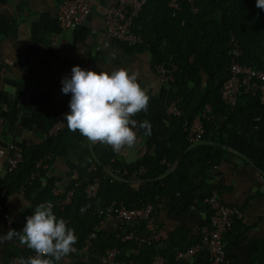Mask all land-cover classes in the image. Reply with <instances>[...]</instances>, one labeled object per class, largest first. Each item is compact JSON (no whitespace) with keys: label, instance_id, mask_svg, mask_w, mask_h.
Returning <instances> with one entry per match:
<instances>
[{"label":"crops","instance_id":"crops-1","mask_svg":"<svg viewBox=\"0 0 264 264\" xmlns=\"http://www.w3.org/2000/svg\"><path fill=\"white\" fill-rule=\"evenodd\" d=\"M58 1L0 0V65L4 68L0 76V149H6L9 144L23 148L45 139L46 114L71 95L62 92L61 81L65 76L70 77L71 69L79 65L97 72L123 67L130 73H138V82L150 96L148 112L133 118L138 122L149 120L152 135L145 136L144 130L136 129L137 146L115 153L116 159L129 162L145 152H166L170 116L166 108L175 91L158 77L149 53L128 51L124 42L107 35L104 15L108 0H98L82 22L66 29H60L57 23ZM96 145L84 137L70 139L65 155L47 161V172L56 190V197L47 201L53 204V211L59 207L70 181L78 177L85 150L94 159L103 155V147ZM206 181L215 186L221 200L238 206L243 213L224 235L226 256L231 264H264V105L240 115L222 160L207 173ZM19 189L7 192L4 186L2 203L9 219L0 222V236L9 229L22 230L26 223L31 200ZM36 192L37 189H32L29 194ZM178 195L175 201L169 196H159L153 202V225L167 234L157 244L159 247L165 246L172 232H177L179 243L190 242L189 247L197 241L198 228L207 220L208 206L203 202L196 170ZM134 226L130 221L121 227L117 219L108 217L102 219L97 231L117 237ZM148 232L145 227L140 234ZM26 248L16 239L0 242V262L5 253L18 255ZM119 249L123 259H129L139 250L133 243ZM101 253L94 249L79 250L70 253L60 264H101ZM161 255V264H210L205 248L187 257L176 258L175 253Z\"/></svg>","mask_w":264,"mask_h":264},{"label":"trees","instance_id":"trees-1","mask_svg":"<svg viewBox=\"0 0 264 264\" xmlns=\"http://www.w3.org/2000/svg\"><path fill=\"white\" fill-rule=\"evenodd\" d=\"M181 1L179 10H172L168 0H146L133 19V30L139 33L142 41L134 45L123 43L128 51L145 50L150 55L153 66L172 56L176 65L174 79L170 86L175 91L177 107L180 116L170 115L166 134L169 138V148L166 152L155 150L145 152L132 161L116 159L110 146L97 143L103 147L101 164H110L127 170L126 180L100 179L95 197L87 198L84 188L96 172L87 170L92 162L88 149L83 154V166L78 177L69 183L75 182L70 203L56 207L54 214L58 218H68L70 225L76 232V246L81 247L84 238L99 225L100 218L91 212V205L101 206L113 200L122 202L125 207H140L147 202H154L159 196H169L171 201L179 198L192 178V171L196 170L199 176V188L203 197L210 194L215 188L207 183V173L220 163L226 147L230 144L235 125L240 115L248 110L260 107L256 96L241 94L235 106L222 102L219 88L228 77L229 46L227 39L234 34L238 39L242 56L240 60L252 66H261L264 61V9L256 7V0H194L197 11L192 12L185 0ZM71 95L61 101L52 113H47L44 130L53 122L55 115L70 103ZM210 107L214 120L203 119L204 134L202 141L190 145L185 139L181 124L184 119L191 120L195 115L203 112L205 105ZM79 132H70L66 126L54 135L45 137L41 143L29 144L22 148L23 159L16 169L6 173L2 183L7 192L18 189L23 181L35 169L39 158H53L65 155L70 139L80 140ZM47 159L46 161H50ZM141 166L145 167L139 174L140 183L128 182L131 173ZM43 175V173H42ZM54 180L45 177L32 180L25 186L24 194L31 200L26 217L33 213L34 207L56 197L52 189ZM37 189L34 194L31 190ZM209 214V209H208ZM25 217V219H26ZM133 230L136 233L145 229V221H133ZM177 232L168 234L165 246L159 247V241L143 242L137 253L129 259L133 264H151L155 253L164 257L173 255L177 250H183L187 244L179 243ZM127 243L121 236H105L98 230L96 238L92 240L91 249L103 252L107 247L121 248ZM26 250L18 253L26 259ZM13 252L5 253L0 264H10ZM121 258H125L120 255Z\"/></svg>","mask_w":264,"mask_h":264},{"label":"built area","instance_id":"built-area-1","mask_svg":"<svg viewBox=\"0 0 264 264\" xmlns=\"http://www.w3.org/2000/svg\"><path fill=\"white\" fill-rule=\"evenodd\" d=\"M192 12L197 11V6L194 0H185ZM98 0H59L57 3L56 19L60 29H66L82 22L89 14L93 5ZM109 4L105 11L104 23L107 35L116 41L124 42L128 45H134L142 41L139 33L133 30V19L145 4L146 0H108ZM167 5L174 11L181 7L180 0H168ZM229 46V67L228 77L221 83L219 88L220 98L223 103L229 106H235L239 95L249 94L256 96L259 103L264 105V61L261 66H252L240 60L242 50L240 48L238 39L234 34H231L227 39ZM155 72L158 77L170 85L174 79V71L176 65L172 61V56L168 59L157 63ZM4 73V68L0 65V76ZM177 98L173 97L167 104V112L169 115L180 116L181 111L177 107ZM70 112L69 103H67L56 115L51 125L44 130L45 137L54 135L59 130L66 126L65 114ZM208 104L205 105L203 112L195 115L191 120L184 119L181 127L185 133V139L190 145H195L202 141L204 134L203 119L214 120ZM23 159L22 148L9 144L6 149H0V222L7 221L9 215L2 203V196L4 194V185L2 177L4 174L13 171L17 168ZM49 159V157H47ZM46 158H39L35 163V169L29 174L27 179L21 184L22 192L25 186L36 178L44 180L49 177L47 172L48 162ZM99 169L100 174L92 176L91 180L87 182L84 192L87 198H93L96 195L100 179L109 177L110 180H126L124 176L127 170L121 167H114L110 164H101L100 159H94L88 166L87 170L96 172ZM145 167L141 166L137 171L131 173V177L127 179L128 182L140 183L139 174H142ZM43 173V175H42ZM79 182H75L73 186H68L65 193L61 196L59 207L70 203L74 191V186ZM53 194L56 195V190L52 189ZM203 202L208 206L209 214L206 222L198 228V239L189 247L183 250H177L175 257H187L195 253L200 248L207 250L210 264H231L226 256L225 250V233L231 228L236 220H240L243 216L241 209L236 205L227 204L218 195L216 189H213L210 194L203 197ZM91 212L100 218V222L104 218L114 217L118 223L123 226L124 223L136 220L145 221V227L150 232L142 235L136 233L133 229L124 230L120 235L123 241H135V248L139 249L143 242L149 243L151 241H160L165 239L167 234L162 230H156L153 225L154 206L152 202H147L140 207H125L122 202L115 200L101 206L91 205L88 202ZM70 225L69 219L64 218ZM97 227L93 229L84 238L83 245L77 247L74 245V251L90 250L92 240L96 238ZM75 231V230H74ZM76 234V232H75ZM120 249L118 247H107L100 254L101 264H133L131 259H123L120 257ZM34 252L29 249L26 259L33 256ZM20 255L10 257V264H20ZM163 257L160 253H155L151 259V264H161Z\"/></svg>","mask_w":264,"mask_h":264},{"label":"clouds","instance_id":"clouds-1","mask_svg":"<svg viewBox=\"0 0 264 264\" xmlns=\"http://www.w3.org/2000/svg\"><path fill=\"white\" fill-rule=\"evenodd\" d=\"M256 7L264 9V0H256ZM61 83L62 92L71 93L70 112L65 114L67 128L79 132L90 144H104L120 153L137 146L136 129L152 135L149 120L133 118L147 113L150 102L147 89L138 82V73L123 67L97 72L76 65ZM53 207L51 202L37 204L22 230L9 229L0 236V242L16 239L34 252L27 259L22 257L20 264H60L74 251L75 231L54 214Z\"/></svg>","mask_w":264,"mask_h":264}]
</instances>
